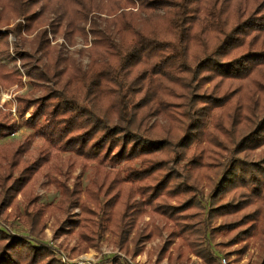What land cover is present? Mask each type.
Masks as SVG:
<instances>
[{"label": "rangeland", "instance_id": "1", "mask_svg": "<svg viewBox=\"0 0 264 264\" xmlns=\"http://www.w3.org/2000/svg\"><path fill=\"white\" fill-rule=\"evenodd\" d=\"M51 1L42 8L43 3L36 4L35 0H0V32L4 34L0 39V121L6 118L14 123V129L0 137V231L47 247L56 259L52 264H261L260 236L264 234L259 231L263 219H258L252 230L260 236L254 234L236 242L235 227L223 229L235 217L214 216L208 207L196 204L187 212L191 217L180 232L170 217L171 211L163 208L175 204L170 195L156 191L138 193V186L149 182H128L125 168L138 169L143 160L167 159L166 168L177 172L175 183L184 178L197 190L198 199L206 202L224 172L227 159L232 156V146L264 114V79L260 74L264 75V65L242 78L213 75L195 83L191 75H186L185 87H175L185 99L167 97L156 83L148 80L133 81L144 69L138 66L130 76L129 98L133 104L143 100L148 106L143 109L145 118L134 120L135 124L139 123L135 129L147 139L159 140L168 147L117 163L118 159L112 156L119 148L113 149L112 145L107 148L105 143L104 151L98 155L99 149L91 145L100 134L94 135L84 149L75 141L79 138L74 136L87 128L85 120H75L72 127L67 124L65 130H73L58 145L39 135L41 126H48L44 125L45 117L37 119L33 105H21L22 100H36L44 94L41 88L53 90V95L74 98L72 87L64 86L68 74L86 73L88 82L96 80L91 70L88 71L89 50L95 48L92 34L104 26L102 21L108 16L82 10L80 4L89 0L73 3L68 0L69 10L82 17L78 22L79 32L72 33L64 23L61 25L49 15V8L60 4L58 0ZM259 3L249 0L245 9L256 12ZM41 13L42 17L34 21ZM193 28H198L195 22ZM42 32L44 35L39 39ZM250 37L244 38L248 46L231 57L239 56L248 48L264 50V34L255 40ZM215 42L211 38L207 46L211 48ZM42 65L48 70V78L36 88L31 86L27 75L36 76ZM106 92L116 95H107L101 105L113 102L121 93L110 84ZM209 99H221L222 103L210 105L206 103ZM253 100L257 109L250 111ZM75 104L79 109L74 111L83 115L79 111L87 103L78 97ZM191 114L204 117L193 121ZM59 119L61 124L66 120ZM183 139L184 143L179 144ZM263 151L264 145L247 154L254 161ZM184 175L190 179L196 177V181ZM136 176L139 180L142 177ZM234 182L228 183L233 184L224 200L241 190L250 195L254 192L240 181ZM253 200L252 207L257 203L264 205V195ZM5 244L6 238L1 237L0 251ZM12 250L18 262L30 259L22 244L14 245ZM0 260L2 264L10 262L2 255Z\"/></svg>", "mask_w": 264, "mask_h": 264}, {"label": "trees", "instance_id": "2", "mask_svg": "<svg viewBox=\"0 0 264 264\" xmlns=\"http://www.w3.org/2000/svg\"><path fill=\"white\" fill-rule=\"evenodd\" d=\"M71 1L73 3L75 0ZM91 1L81 3L80 8L87 14L92 11L108 16L107 20L102 21L104 26L92 34L95 48L89 50L91 62L88 71L91 70L96 76V80H99L90 79L88 82L86 73H82V75L68 74L65 77L64 86L72 87L70 91L74 98H64V94L53 95V90L46 88L45 91L44 88H41L45 93L36 100L21 101V105L24 107L34 106V117L37 119L45 117L44 125L48 126L42 125L39 135L48 138L52 143L59 145L62 137L73 130L72 128L68 131L65 130L67 124L72 127L75 120H85L87 128H85V132L74 136L79 138L75 141H78L84 149L94 135L100 134L101 137L92 140L91 145H95L99 149L98 155L104 151L105 143H108L107 148L111 145L113 149L119 148L118 153L112 156L118 159L117 163L146 156V152L152 154L166 149L167 144L159 140L147 139L135 129L139 123L135 124L134 120L145 118L143 109L148 106V103L142 100L133 104L129 98V80L134 69L138 66L144 67L142 73L136 76L133 81L148 80L156 83L167 97L185 99L175 87L178 89L185 87L186 75H191L195 79V83L207 80L213 75L230 79L242 78L254 74L259 65H264V50L259 52L248 48L239 56L231 57L232 53L248 46L249 43L245 42L244 38L251 36L250 40H255L257 36L264 34V10H261L264 0H253L254 3L260 2L256 12L245 9V4L249 0L237 1L234 8L233 3L236 0ZM35 2L36 4L42 2L43 5L40 7L43 8L52 1L35 0ZM57 2L60 4L56 3V7L49 8V15L53 16L54 20L58 19L57 21L61 25L64 23L69 32L78 33V22L82 21V17L69 10L68 0H58ZM10 5L11 2L8 6ZM66 16L70 17L69 21L66 20ZM41 17L42 13L36 16L34 21ZM194 22L198 27L196 29L193 28ZM40 34L39 39L40 36L43 37L44 32ZM63 35H66V30ZM2 37L4 34L0 32V39ZM211 38L216 39V42L209 48L207 44L210 43ZM97 49H102V51L99 52L100 50ZM197 55L200 57L197 58ZM200 72L205 75L199 76ZM260 74L264 79L263 72ZM18 77L20 82V76ZM27 78L30 79L28 81L31 86L37 88L48 78V70L45 67L43 69L42 65L36 76L27 75ZM109 84L117 87V91L121 93L113 102L101 105L107 95L108 97L116 95L115 93L107 94L106 90ZM111 89L116 90L115 88ZM249 93L251 94V92ZM78 97L87 103V107L80 108L82 110L79 112L83 115L74 111L79 109L75 104V99L77 100ZM221 99L220 101L209 99L210 101L206 103L221 104ZM160 103H157V106H160ZM255 103L253 100L250 111L257 109ZM262 107L264 109V106ZM131 110L132 113H130ZM72 112L73 114H71ZM199 114L201 113L199 112ZM201 117L204 116L199 115L198 118L197 115L191 114L193 121L201 120ZM59 118H66V120H62L61 124ZM37 119L34 123L38 121ZM6 120L5 118V121H0V137L14 129V123L11 124ZM257 120L254 124L251 123L253 128L232 146V156L227 159L224 172L206 202L198 199L197 190L189 186L181 176L178 177L183 180L180 178V182L175 183L178 181L177 172L173 168H169V170L166 168L167 159L155 162L143 160L138 169L128 166L125 168V179L128 178V182L144 180L149 182L148 185L138 186L136 191L140 194L146 191L169 194L175 204H167V207L163 208L171 211L170 217L174 221L175 228H179L180 232L191 217V214H187V212L198 204L204 208L208 207L214 216L235 217V220L230 221L232 224H226L223 229L227 230L233 225L237 231L236 242L249 239L254 234H264V224L260 228V233L252 231L256 228L258 219L264 220V205L257 203L252 207L254 205L252 202L255 201L253 197L264 195V151L254 161L247 154V151H253V149L264 145V114ZM180 143L183 144L184 139ZM238 153L243 154L236 156ZM196 166L200 165L196 164ZM138 174L142 176L140 180L136 178ZM187 179L196 181V177ZM234 181H240V184L250 187L254 192L250 195V193L247 194L241 190L228 200H224L226 191L233 184L228 183ZM250 207L252 209L245 213ZM1 237L6 238L7 244L1 248L0 255L3 259L8 257L9 264H52L56 261L47 247L34 240L15 238L13 235L0 231ZM260 238L261 264H264V235ZM17 244H22L28 250L26 253V255H30L28 261L24 262L20 259L18 262L16 260L12 249ZM0 264H2V260H0Z\"/></svg>", "mask_w": 264, "mask_h": 264}]
</instances>
